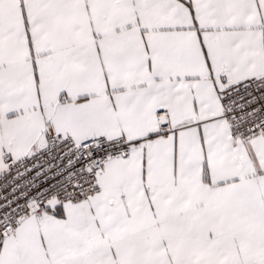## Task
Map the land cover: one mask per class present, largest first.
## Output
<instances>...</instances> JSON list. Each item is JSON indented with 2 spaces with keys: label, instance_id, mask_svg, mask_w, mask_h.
<instances>
[{
  "label": "snow or ice",
  "instance_id": "obj_1",
  "mask_svg": "<svg viewBox=\"0 0 264 264\" xmlns=\"http://www.w3.org/2000/svg\"><path fill=\"white\" fill-rule=\"evenodd\" d=\"M0 264H264V0H0Z\"/></svg>",
  "mask_w": 264,
  "mask_h": 264
}]
</instances>
